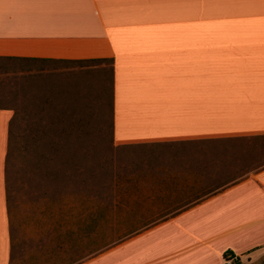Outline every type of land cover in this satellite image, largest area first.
Listing matches in <instances>:
<instances>
[{"label": "crops", "instance_id": "0c3cea01", "mask_svg": "<svg viewBox=\"0 0 264 264\" xmlns=\"http://www.w3.org/2000/svg\"><path fill=\"white\" fill-rule=\"evenodd\" d=\"M0 58L108 66L143 150L105 198L32 183L0 107V264H264V0H0Z\"/></svg>", "mask_w": 264, "mask_h": 264}, {"label": "rangeland", "instance_id": "374dc122", "mask_svg": "<svg viewBox=\"0 0 264 264\" xmlns=\"http://www.w3.org/2000/svg\"><path fill=\"white\" fill-rule=\"evenodd\" d=\"M98 64L0 58V107L15 111L9 174H31L32 183L56 187L67 182L69 189L94 184L101 198L111 194L126 162L143 150L115 145L110 70ZM263 163L261 149L259 156L247 154L242 173Z\"/></svg>", "mask_w": 264, "mask_h": 264}, {"label": "built area", "instance_id": "2783aa9c", "mask_svg": "<svg viewBox=\"0 0 264 264\" xmlns=\"http://www.w3.org/2000/svg\"><path fill=\"white\" fill-rule=\"evenodd\" d=\"M236 258L234 256H228L225 260V264H234Z\"/></svg>", "mask_w": 264, "mask_h": 264}, {"label": "trees", "instance_id": "16d2710c", "mask_svg": "<svg viewBox=\"0 0 264 264\" xmlns=\"http://www.w3.org/2000/svg\"><path fill=\"white\" fill-rule=\"evenodd\" d=\"M228 256H233V255L228 254L227 257H228Z\"/></svg>", "mask_w": 264, "mask_h": 264}]
</instances>
